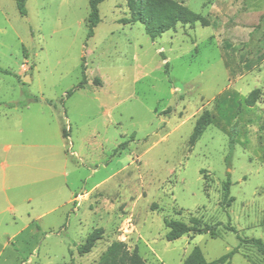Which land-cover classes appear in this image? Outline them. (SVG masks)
Segmentation results:
<instances>
[{"label": "rangeland", "instance_id": "obj_1", "mask_svg": "<svg viewBox=\"0 0 264 264\" xmlns=\"http://www.w3.org/2000/svg\"><path fill=\"white\" fill-rule=\"evenodd\" d=\"M172 1L205 22L152 41L141 24L118 23L129 17L125 0L99 4L90 38L88 0H24V16L16 0H0V155L9 128L39 117L66 135L69 118L77 148L103 138L102 153L83 157L64 139L71 193L56 197L37 232L12 237L22 221L0 209V264H99L115 241L145 264H182L194 247L208 262L231 254L224 264H264L236 236L264 243V0ZM227 93L256 99L232 129L234 144L207 125L190 146L196 120ZM191 218L221 226L214 238L165 240L164 219ZM99 228L103 240L78 256L76 245Z\"/></svg>", "mask_w": 264, "mask_h": 264}, {"label": "trees", "instance_id": "obj_2", "mask_svg": "<svg viewBox=\"0 0 264 264\" xmlns=\"http://www.w3.org/2000/svg\"><path fill=\"white\" fill-rule=\"evenodd\" d=\"M103 1L105 0H88L89 14L86 26L89 38L93 36V30L100 22L98 6ZM125 2L129 17L120 19L118 23L121 25L141 24L144 33L152 41L169 30L174 29L178 24L193 26L196 23L205 22L199 14L193 13L182 4L172 0H125ZM16 8L21 16L25 15L24 0H16ZM1 71L4 74H10L8 71ZM81 73L82 80L75 87L76 90L82 89L85 84L83 65ZM71 94L72 92H67L65 97H69ZM255 100L252 95L243 98L237 93H231L230 95L227 93L219 97L215 102L213 114L205 111L196 120L189 140L190 146H193L207 125H214L221 129L230 137V144H234V139L231 137L232 129L235 131L239 129L238 118L241 112L249 113L256 106ZM62 136L63 138L67 137L65 129L62 130ZM119 147L123 149L124 143L120 144ZM229 186V181L222 185L224 200L228 196ZM163 224L167 229L165 240L168 242L175 241L188 234H209L210 237L214 238L216 229L221 226L220 223L202 225L197 218H191L189 224L164 219ZM226 230L235 233V229L231 226L226 227ZM236 236L239 244H247L254 247L264 257V243L260 239ZM103 238L104 232L101 228L93 230L81 244L76 245L77 255L83 256L90 253ZM230 255L227 254L217 260L208 262L205 260L201 250L198 247H194L183 260L182 264H224ZM99 264H145V262L135 250L130 252L125 243L115 241L109 245Z\"/></svg>", "mask_w": 264, "mask_h": 264}, {"label": "crops", "instance_id": "obj_3", "mask_svg": "<svg viewBox=\"0 0 264 264\" xmlns=\"http://www.w3.org/2000/svg\"><path fill=\"white\" fill-rule=\"evenodd\" d=\"M65 119L68 123L67 139L63 138L56 119L47 121L44 117L33 119V124L26 129L22 124L15 123L7 131L8 142L0 155V209L9 213L14 221H22L12 237L33 232V227L37 232L38 225L35 223L58 208L56 197L64 190L71 193L68 186L70 163L64 153V139L68 140L74 156H82L85 151L95 154L97 150L103 152V138L99 135H88L91 140L86 141L84 147L77 148V135H71V120ZM119 142L109 150L114 152ZM74 147L76 150L72 151ZM72 198L60 205H70Z\"/></svg>", "mask_w": 264, "mask_h": 264}, {"label": "water", "instance_id": "obj_4", "mask_svg": "<svg viewBox=\"0 0 264 264\" xmlns=\"http://www.w3.org/2000/svg\"><path fill=\"white\" fill-rule=\"evenodd\" d=\"M25 81H26V82H27V81H29V78H28V76H26V77H25Z\"/></svg>", "mask_w": 264, "mask_h": 264}]
</instances>
